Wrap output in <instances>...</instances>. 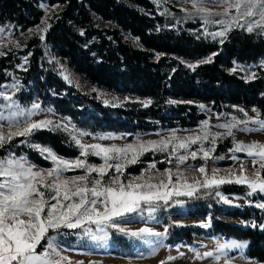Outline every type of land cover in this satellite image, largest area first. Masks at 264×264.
<instances>
[{
    "label": "trees",
    "instance_id": "1",
    "mask_svg": "<svg viewBox=\"0 0 264 264\" xmlns=\"http://www.w3.org/2000/svg\"><path fill=\"white\" fill-rule=\"evenodd\" d=\"M45 1L60 4L62 9L45 39L35 43L28 68L21 72L18 93L21 102L30 103L38 97L57 114L91 133L131 136L194 128L204 121L206 116L199 106L177 100L211 103L220 114L230 112L232 106H244L264 115V69L259 68L251 81L230 72L234 63H253L264 58V36L234 30L222 43L211 41L198 36L191 24L169 27L168 17L152 0H0V24L23 29L36 26L44 15L40 3ZM95 16L113 28L99 27ZM122 33L135 37L140 47L129 45ZM49 56L67 61L92 84L151 103L108 106L69 85ZM208 57L212 62L199 63L194 71L183 62ZM8 61L0 58V86L10 80L6 70H14V64L7 66ZM26 139L47 145L65 158L79 156V149L66 135L39 130L6 145L0 150V157L9 152L21 154L39 166L49 167L50 163L37 150L22 143ZM219 188L223 196L244 197L253 204H226L215 195L216 188L180 199L182 204L170 201L169 207L156 212L167 228L165 242L170 246H195L196 236L236 237L249 241L246 251L249 257L264 261V229L250 224V221L264 224V210L253 206L254 201L264 200L259 195L248 197L249 190L242 186ZM175 214L210 218L211 224L207 228L183 224L173 220ZM223 217L239 218L242 223ZM64 230L60 235L62 242L72 245L74 238ZM109 232L112 246L116 247L112 251L127 250L123 253L130 254L135 246L132 239L112 228Z\"/></svg>",
    "mask_w": 264,
    "mask_h": 264
},
{
    "label": "snow or ice",
    "instance_id": "2",
    "mask_svg": "<svg viewBox=\"0 0 264 264\" xmlns=\"http://www.w3.org/2000/svg\"><path fill=\"white\" fill-rule=\"evenodd\" d=\"M220 6L224 8L223 13L213 14L203 6V0L193 2L192 7L197 14L201 15L206 26L209 23L222 26L221 31L206 32V35L214 39L223 38L234 28L264 35V0H223ZM233 11L235 15H232ZM213 15L223 18L211 19ZM44 24V28L33 31L47 32L51 25L47 23V19ZM3 31L4 29L0 28V32ZM39 38L43 40L44 36L40 35ZM16 46L20 45L17 43ZM2 47L3 45H0V48ZM4 55L6 53L0 51V56ZM211 62V57L200 61L201 64ZM25 63H27V57H25ZM188 66L194 71L198 65ZM261 67H264V62L261 63ZM231 71L235 73L237 68L234 67ZM64 78L69 80L67 75ZM250 78H256V74L251 73ZM20 87L18 81L0 86L5 89L0 90V98L4 101L0 104V149L17 137H30L37 130H53L60 127L68 130L67 125H56L51 120L33 121L31 117L42 111L40 104L33 103L30 109L23 108L18 100L14 99V92L19 91ZM8 89L13 90V93L9 94ZM150 103L151 101L144 102L145 106ZM169 103H177V101H169ZM200 107L204 108L203 105ZM239 111L244 112L243 109ZM253 111L257 112L256 118L237 120L236 117H232L230 122L216 125L217 128L224 129V132L212 133L209 122L206 120L202 135L181 138L173 130L168 137L159 141L143 142L137 139L135 143H127L123 146L115 144L106 146L99 142L84 143L78 136L91 135L90 133L70 132L72 141L79 149V156L74 159L61 157L50 147L30 144L45 159L52 162L54 166L47 169L36 170V166L30 164L26 157H16L11 152L0 157V264H72L68 257L57 250L56 237L50 234L58 233L61 229H81L82 235L88 236L91 240L104 241L108 237V229L114 228L124 235L150 245L152 251L149 255H154L158 248L163 246L162 240L166 237L167 228L164 232L155 231L150 226L129 230L122 224L131 223L136 218L145 219V212H147V220L154 219L158 209L170 206L173 197H192L201 188L212 189L225 184L245 185L249 190L246 194L248 197L259 195L264 200V174H262L264 173V143L237 142L233 131L238 129L243 132H264V119H260L257 109L253 108ZM244 115L247 117L246 112ZM249 123L257 125V128H239V125ZM226 137L233 139L234 147L230 149L231 152H242L252 158L254 172L251 176L247 174V169L241 162L240 174L228 170L229 174L225 176H220L217 169H214L209 176L206 167L199 166L195 170L203 176L202 182L194 180L189 183L183 173L174 174L170 168L160 173V176H166L167 179H159L156 183L153 180L157 178L146 174L131 176L127 180L123 178L126 169L138 163L140 156L146 152H167L168 163L172 162L174 155L179 164H183L189 157L193 160L200 158L207 161L212 158L211 154L216 150L217 140ZM118 138L112 135L95 137L98 141ZM206 141L211 145L208 148H205ZM22 143L30 142L26 139ZM192 145H198V148L192 150ZM181 149L184 153L178 154ZM89 156L99 157L102 163L89 162ZM215 159H224V157L218 156ZM232 159L237 160L238 157L233 155ZM149 168L155 169L156 164L150 163ZM76 170H82V174L65 175L67 172ZM109 172H112V175L109 176ZM174 175L176 182H173ZM105 176H108L107 181L104 180ZM215 195L224 203H230L219 191ZM174 203L182 204L183 202L176 199ZM249 203L253 204L252 201ZM253 206L264 210V202L254 203ZM210 224L209 218L208 222L201 226L207 228ZM251 226L264 229V224L257 225L253 222ZM246 246V242L232 241L218 245L217 253L211 251L200 253L195 249L192 251L197 259L207 257L218 262L226 249L243 250ZM173 259L175 258L168 257V260ZM161 264L165 262L162 261Z\"/></svg>",
    "mask_w": 264,
    "mask_h": 264
},
{
    "label": "rangeland",
    "instance_id": "3",
    "mask_svg": "<svg viewBox=\"0 0 264 264\" xmlns=\"http://www.w3.org/2000/svg\"><path fill=\"white\" fill-rule=\"evenodd\" d=\"M152 1L158 7H160L161 9L160 12L168 17L169 27H174V26L182 27L188 23L193 25L194 28L192 30L198 36L204 37L211 41L221 42V40H224L227 37V35L234 30L247 32L245 29L234 28L233 30L228 32L226 37L223 38L216 37L214 39L212 36L206 35L205 33L221 31L222 26L219 24H211V23H209L206 26L203 19L201 18V15L197 14L195 9L192 7L194 0H152ZM221 4H223V0H203V6L206 7L213 14L223 13L224 8L220 6ZM40 7L43 10L44 15L41 21L39 22V24H37L34 27L23 29L21 27H15L13 24H0V28L4 29L3 32H0V45H3V47L0 48V51L6 53V55L0 56V58H7L9 60L7 66L11 65V63L14 64L12 65L14 70L13 69L12 71L6 70L7 74L10 76V80L7 83H4L3 85H9L12 84L14 81H18L21 86V76H22L21 72L25 71V69L28 68L29 60L32 55L34 45L35 43L41 41V39L39 38L40 35H43L44 39L46 35V32L37 33L33 30L44 28L45 19H47V23L51 25L55 21L56 16L61 12L62 9V6L60 4L51 5L50 3H48V1L41 2ZM232 15H235L234 11L232 12ZM210 18L219 20L222 19L223 17L218 15H213ZM95 20L97 21V25L101 28L103 27L113 28L111 24L104 22L103 20H101L96 16H95ZM122 34L124 39L128 42L129 45L134 47H140V44L135 37H133L129 33H122ZM252 34L258 35L257 32H253ZM258 36H264V35H258ZM17 43L20 45L19 47L16 46ZM25 57H27V63H25ZM49 57L53 60V62H55L62 76L64 77L65 75H67L69 77V80L71 82H69V80H66L69 85L78 89L82 93L92 96L96 100L102 101L104 104L108 106L121 107L131 102H140L144 104V102L149 101L148 99L140 98L134 95L116 93L104 87L98 86L96 84H92L88 80H86L81 74H79L74 68H72L67 61L63 60L58 56L57 57L49 56ZM200 61H189L183 59V62L187 65H197L200 63ZM262 62H264V58L253 63H234L232 68L236 67L237 71L235 73L242 76L245 80L251 81L253 80V78H250L251 73L256 74L259 68L264 69V67H261ZM231 69L230 72H232ZM0 90H5V89L0 88ZM7 91L9 92V94L13 93V90L11 89H8ZM19 91L14 92V99L18 100V102L23 108L30 109L33 103L40 104L42 111L31 117L33 121L39 122L41 120H51L56 125H61V126L67 125L68 130H64L63 127H60L50 131L60 132L66 135L71 141L72 139H71V135L69 134L70 132H73L74 134L79 132L90 133L91 135H84L83 137L78 136V138L82 139V142L84 143L99 142L106 146H110L113 144L118 146H123L124 144L127 143H135L137 139L143 142L159 141L163 138L168 137L173 130H175L177 136L181 138L196 134L202 135L203 134L202 129L204 128V121L206 120L209 122V129L212 133L224 132L225 131L224 129L217 128L216 125L230 122L232 117H236L237 120H246L248 117H252V118L257 117V112H254L253 108H249V107L232 106L230 112L220 114L216 110H214L211 103H203L195 100H185V101L177 100L178 102L190 101V103L199 106L201 112H203L206 116L204 121L200 125L194 128H189V129L173 128L164 131L138 134L135 136H131L130 134L127 133H113V132L91 133L88 130L78 127L70 118L63 117L57 114L52 107L44 104L42 100H40L38 97H35L30 103L21 102L18 97ZM2 103H4V101L2 100V98H0V104ZM200 105H203L204 108H201ZM239 109H243L244 112L239 111ZM245 112L247 113V117L244 115ZM259 114H260V119H264V115H262L260 112ZM4 127L6 130L7 129L6 123ZM244 127L256 129L257 125L252 123H249L247 125H243V124L239 125V128H244ZM41 130H49V129H41ZM233 131H234L235 140L237 142H243L246 144L252 142L264 143V132H260V131L243 132L238 129H234ZM99 135H112L119 138L98 141L95 139V137ZM18 138H22V137H17L12 141ZM28 141L30 142L27 143L28 146H30V144H38L41 146L48 147L47 145H44L42 143L34 142L31 140ZM210 146L211 145L209 144V142L206 141L205 148H208ZM233 147L234 144L232 137L218 139L216 142V150L214 153L211 154L212 158L208 159L207 161H204L200 158L193 160L191 157H189L183 164L178 163L175 155L172 157V162L168 163L167 152L149 151L144 153L142 156H140L138 163L131 165L126 169L123 178L127 180L131 176H140L141 174H146V175H152L153 177L157 178L153 180V182L156 183L158 182L159 179H163V180L167 179L166 176H160V173L170 168L174 174L177 172L183 173L184 177L187 179L189 183L194 182V180H200L202 182L203 176L201 175V173L195 170L199 166L202 165L205 166L209 176L212 174L214 169L219 170L218 174L220 176H225L229 174L228 170H231L235 174H240L239 169L241 166V162H243L244 168L247 169V174L251 176L254 172L252 158L247 157L246 154L242 152H236V153L231 152L230 149H232ZM191 148L192 150H196L198 148V145H192ZM170 150L171 149H169V151ZM182 153H184V150L183 149L179 150L178 154H182ZM13 155H15L16 157H20V156L26 157L25 155H21V154L19 155L13 154ZM40 155L44 158V156L41 153ZM233 155L238 157V159L233 160L232 159ZM218 156H223L224 159H215V157ZM26 159L30 164L36 166V170L47 169L54 166L50 160L45 158L44 159L50 163L49 167L39 166L34 162H32L31 160H29L27 157ZM66 159H74V158H66ZM88 160L89 162L92 163H97V164L102 163V160H100L99 157H95V156H89ZM150 163H155L156 168L150 169L149 168ZM136 169H140V171L136 172ZM77 174H82V170L70 171L65 173V175L67 176H73ZM108 175L109 176L112 175V172H109ZM104 180L107 181L108 176H105ZM173 182H176L175 175L173 176ZM225 185H237V184H225ZM237 186H242L244 188H247L245 185H237ZM219 187L218 188L213 187V188H216L217 191L221 193ZM204 189L205 188H201L200 190H204ZM225 197H227V199L230 201V204L235 206L249 205V201H250L244 197H232V196H225ZM184 198L185 197H179V198L173 197V201L176 199L180 200ZM257 202H262V201L259 200L254 201V203ZM154 217H155L154 219L147 220V212H145V219L136 218L133 222L122 224V226L128 228L129 230H137L145 226H150L153 227L155 231L164 232L165 227L162 223V220L157 217L156 213L154 214ZM172 218L176 222H180L183 224L199 225V226H201L203 223L208 222V218L206 217H190L187 215L175 214L172 215ZM223 218L242 223V220L239 218H230V217L227 218L223 217ZM252 223L253 221H250V224ZM92 227L93 229H95L94 225ZM110 229L111 228L108 229V237L104 241L91 240L88 236L82 235L81 229H65V230L61 229L58 233L52 232L50 234L56 237L55 244L57 246V250L63 256L68 257L69 260L72 262V264H80V262H82V264H161L162 261H164L165 264H264V261H258L247 255L246 251L249 243L248 240L238 239L236 237H224L220 235L196 236V240L198 243L195 246L186 245V244L170 246L165 242L163 238L162 240L163 246L158 248L156 254L149 255V253L152 251V247L150 245H146L142 241L136 238L120 233L121 235H124L127 238L132 239V243L134 242L135 246H133V249L131 250L130 254L123 253V252H127V250H122L119 253H117L112 251V248H116V247L112 246L111 232H109ZM62 230H64V233H67L74 238L73 243H71L72 245L66 246L62 242V237L60 236ZM114 230L117 231L116 229ZM150 239H155V238H150ZM232 241L246 242L247 246L243 250L226 249L225 252L221 254V257L218 262L207 257L203 259H197L195 253L192 251V249H195L200 253H204L208 251L217 253L218 245L231 243ZM168 257H174L175 259L168 260Z\"/></svg>",
    "mask_w": 264,
    "mask_h": 264
}]
</instances>
